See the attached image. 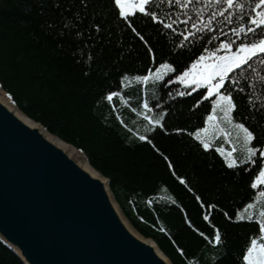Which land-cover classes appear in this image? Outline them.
<instances>
[{"label":"trees","instance_id":"obj_1","mask_svg":"<svg viewBox=\"0 0 264 264\" xmlns=\"http://www.w3.org/2000/svg\"><path fill=\"white\" fill-rule=\"evenodd\" d=\"M167 10L166 4L160 8L161 18ZM77 12L82 22L73 19ZM94 17L103 25L102 35L91 30ZM66 24L74 27L69 30ZM134 26L154 50L156 64L167 60L178 71L203 47L212 46L206 38L191 46L185 43L181 49L179 35L140 16ZM77 30L83 32V39L75 36ZM213 34L225 39L218 30ZM89 35L94 39L88 40ZM85 43L88 47H83ZM89 50L94 56L90 65L86 62ZM148 67L152 63L144 41L117 21L109 0H90L86 11L79 0H0V84L18 108L86 154L89 163L109 179L131 224L152 238L172 264H216L217 259L218 264H240V254L258 226L237 221L236 213L257 194L249 184L258 169L249 173L227 169L213 145L205 152L187 135L203 126L211 110L208 101L196 107L203 91L180 97L175 96V91L182 90L179 84L153 86L147 93L135 84L120 88L122 73L136 75ZM245 71L249 84L256 78L250 69H241L232 76L239 81L235 88L243 86ZM109 91L121 95L108 101ZM168 91L175 99L168 97ZM248 92L252 89L234 94L237 120L250 115ZM145 95L150 104L163 97L162 107L150 115L167 114L166 132L146 133L142 117L132 111ZM257 120L264 124L259 115L248 123L264 142ZM175 129L186 132L178 135ZM139 135H147L153 143L139 141ZM181 178L187 183L181 184ZM217 229L223 238L219 248L210 242ZM0 264L23 263L0 241Z\"/></svg>","mask_w":264,"mask_h":264},{"label":"snow or ice","instance_id":"obj_2","mask_svg":"<svg viewBox=\"0 0 264 264\" xmlns=\"http://www.w3.org/2000/svg\"><path fill=\"white\" fill-rule=\"evenodd\" d=\"M79 2L85 11L90 6V0H79ZM165 4L168 10L161 18L160 8ZM109 6L117 21L125 24L132 33L144 41L152 63V67H148L140 74L122 73L119 76L120 88H128L135 84L143 86L142 91L147 93L150 86L166 88L167 85L179 84L182 90L175 91V96L180 97L203 91L202 100L197 101L196 107H199L203 101H208L211 110L204 117L203 126L196 127L195 131L188 132L187 135L198 142L205 152L211 149L213 140L223 136L231 145L230 150L226 151L219 147L215 151L223 159L227 169L244 173L258 169L249 188L258 192L259 200L255 195L250 198V201L244 205L243 212L237 211L236 219L247 220L258 226V232L249 238L240 254V264H264V142L260 141L255 126L248 123L255 120L257 115L264 118V0H109ZM138 16L159 25L163 31H168L173 36L179 35L183 42L177 47L181 49L185 47V43L191 46L206 38L212 46L203 47L200 54L182 70L178 71L173 63L167 60L157 65L154 50L148 46L145 37L134 26ZM73 19L82 22L83 17L77 12L73 14ZM65 27L71 30L74 25L66 24ZM225 28L227 31H224ZM214 29L218 30L219 35L225 39L219 40L213 34ZM91 30L97 35L103 34V25L96 22L95 17ZM75 36L84 38L81 30H77ZM87 39L92 40L94 37L89 35ZM83 47L88 45L85 43ZM83 47L80 49L82 56ZM93 60L94 56L89 50L86 62L90 65ZM254 61L256 67L253 66ZM241 69H250L256 78L249 84L250 77L245 71L244 84L237 89L235 85L239 81L233 80L232 76L239 75ZM248 88L252 89V92L247 93L250 115L237 120L235 113L238 111V105L234 94L237 91L245 92ZM256 92L259 95L253 99V93ZM120 95V91H109L105 99L112 101L114 97ZM167 95L175 99L172 91H168ZM162 99V96L156 97V102L150 104L145 95L142 102L138 100V107L132 109L145 122L146 133L157 129L167 131L163 123L166 113L162 112L159 118L150 115L155 109L162 107L160 103ZM256 124L261 128V134H264V124H260L259 120ZM175 132L180 135L186 130L175 129ZM138 140L153 143L147 135H139ZM163 159L168 161L169 158L164 156ZM168 167L173 169L174 165L169 162ZM180 183L186 184L187 181L181 178ZM257 204L260 205L258 213ZM225 215L227 216V213ZM210 242L218 248L223 247L222 233L218 229L215 230Z\"/></svg>","mask_w":264,"mask_h":264},{"label":"water","instance_id":"obj_3","mask_svg":"<svg viewBox=\"0 0 264 264\" xmlns=\"http://www.w3.org/2000/svg\"><path fill=\"white\" fill-rule=\"evenodd\" d=\"M15 108L38 124L28 125L0 100V241L23 264H172L131 224L109 179L80 148ZM46 134L81 151L99 176Z\"/></svg>","mask_w":264,"mask_h":264},{"label":"bare ground","instance_id":"obj_4","mask_svg":"<svg viewBox=\"0 0 264 264\" xmlns=\"http://www.w3.org/2000/svg\"><path fill=\"white\" fill-rule=\"evenodd\" d=\"M0 100L6 104L10 109L14 110V112L28 125L30 126H38L37 123H35L33 120L27 118L26 116H24L22 113H20L16 108H15V104L14 101L11 99V96L5 92L4 90H2L0 88ZM47 137L54 142L56 145H58L59 147H61L63 150H65L68 154H70L71 156H73L80 165H82V167L87 170L91 175L93 176H99L98 172L93 169L86 161L83 153L79 150H77L74 147L69 146L68 144H65L63 142H61L59 139H57L55 136L50 135V134H46ZM123 218V217H122ZM124 222L127 224V226L132 230V232H134L135 234H137L139 237H141L142 239L146 240V241H151L149 239L144 238L143 236L139 235L131 226L130 224L127 222L126 219H123Z\"/></svg>","mask_w":264,"mask_h":264},{"label":"rangeland","instance_id":"obj_5","mask_svg":"<svg viewBox=\"0 0 264 264\" xmlns=\"http://www.w3.org/2000/svg\"><path fill=\"white\" fill-rule=\"evenodd\" d=\"M153 70H154V69H153ZM151 87H153V86H150L149 88H151ZM149 88H148V89H149ZM212 145H213L215 148L222 147V148H224L226 151H227V150H230V148H231V145L228 144V143L225 141V139L223 138V136L219 137L218 139L213 140ZM241 158H243V157L241 156ZM255 197H256L257 200H259V194H258V192H257V194L255 195ZM243 208H244V207H243ZM243 208L240 209V210H238V211H240V212L242 213V212H243ZM259 210H260V205L257 204V213L259 212ZM236 214H237V213H236Z\"/></svg>","mask_w":264,"mask_h":264}]
</instances>
